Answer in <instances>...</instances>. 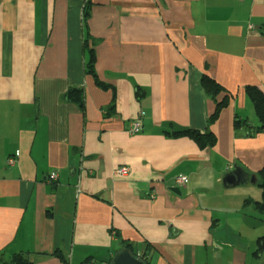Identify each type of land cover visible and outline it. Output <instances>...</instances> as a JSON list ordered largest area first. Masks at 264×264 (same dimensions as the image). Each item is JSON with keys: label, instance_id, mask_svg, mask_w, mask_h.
Returning a JSON list of instances; mask_svg holds the SVG:
<instances>
[{"label": "crops", "instance_id": "1", "mask_svg": "<svg viewBox=\"0 0 264 264\" xmlns=\"http://www.w3.org/2000/svg\"><path fill=\"white\" fill-rule=\"evenodd\" d=\"M87 32L105 90L85 72ZM202 75L228 100L209 126ZM247 86L264 93V0H0V263L66 264L59 251L105 264L128 243L148 264H264L261 188L222 184L264 168V134L234 125H258ZM183 128L209 130L214 147L166 135Z\"/></svg>", "mask_w": 264, "mask_h": 264}, {"label": "trees", "instance_id": "2", "mask_svg": "<svg viewBox=\"0 0 264 264\" xmlns=\"http://www.w3.org/2000/svg\"><path fill=\"white\" fill-rule=\"evenodd\" d=\"M88 6H89V2L86 1L83 6V13H82L84 29H86V20L89 17ZM86 34H87V40L85 38L84 49L88 54V59L85 64V72L91 75L97 87H99L102 90H105L108 88L107 85L100 82L95 73V68H94L95 53L93 49H89L88 47V44H87L88 37H89L88 32ZM201 86L205 94L207 95V97L211 98L215 102L214 114L208 119V126H209L216 120L219 112L222 111L227 106L228 100L226 97H224L221 101L216 100L217 97L224 92V90L221 86H219L215 81H213L206 75H202L201 77ZM244 92L253 105L255 115L258 121V125L254 127L252 125H249L247 121H242L241 123H239L238 121H235L234 125L235 127H238L241 124L245 125L248 128L247 136L251 138V137H255L258 134H264V93L254 86L245 87ZM135 95L138 99H140L144 95V89L140 87H136ZM63 99L69 103L75 104L81 112L84 110L83 89L69 88L67 92L63 95ZM114 108H115V94L113 92L111 102L109 106L107 107V112L110 114V112H112ZM172 130L173 131H170V133H166V135L169 137H173V138L189 137L193 141H195L196 144L201 149L212 148L214 147L216 143L215 136L211 132H209V130H206L204 133H200L190 128L172 129ZM255 175L257 177L256 184L261 188L262 197H261L260 202H254L253 204L256 207V209L259 211V213H261L264 216V168H262L260 171L255 173ZM57 178H58V175H57ZM55 181H50V183H54ZM249 202L250 201H246V203H249ZM123 249L127 250L133 257L139 258L144 264H148L147 253L144 252V250L143 252L138 253L134 245L128 244V243H125ZM263 249H264V237L261 238V243L259 245L258 251H262ZM50 256L56 257L59 260L67 264V262L65 261V258L59 251H56L50 254ZM111 260L112 258H110V260H108L105 264H111ZM0 264H33V262L29 258V253L18 252V253L12 254L8 260L2 261ZM82 264H103V263L97 260L93 261V260L87 259Z\"/></svg>", "mask_w": 264, "mask_h": 264}, {"label": "water", "instance_id": "3", "mask_svg": "<svg viewBox=\"0 0 264 264\" xmlns=\"http://www.w3.org/2000/svg\"><path fill=\"white\" fill-rule=\"evenodd\" d=\"M242 171L234 167V169L227 173L223 179L222 184L225 187H234L239 185L241 182H249L250 184H256L257 183V177L255 174H251L250 177H246L245 179H242ZM111 264H144L139 258L133 257L127 250L121 249L114 253Z\"/></svg>", "mask_w": 264, "mask_h": 264}, {"label": "built area", "instance_id": "4", "mask_svg": "<svg viewBox=\"0 0 264 264\" xmlns=\"http://www.w3.org/2000/svg\"><path fill=\"white\" fill-rule=\"evenodd\" d=\"M237 1H241V0H237ZM141 116L142 115L140 114L135 119H133L131 122H129L128 128H127V131L129 133L137 134L142 130V121H141L142 117ZM17 155H18V153H16L15 156H17ZM13 162H14V157H10L7 160V163L10 165L13 164ZM114 173H115V175H117L119 177H128L130 170L126 166H120V167L115 168ZM47 179H48V181H55L57 179V174L55 172H52L47 176ZM174 180L178 186L183 185L187 182V178L184 176H176L174 178ZM150 198H151V200H153L155 198V195L152 194Z\"/></svg>", "mask_w": 264, "mask_h": 264}, {"label": "rangeland", "instance_id": "5", "mask_svg": "<svg viewBox=\"0 0 264 264\" xmlns=\"http://www.w3.org/2000/svg\"><path fill=\"white\" fill-rule=\"evenodd\" d=\"M86 56H87V58H88V54H87V52H86Z\"/></svg>", "mask_w": 264, "mask_h": 264}]
</instances>
